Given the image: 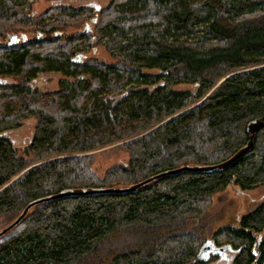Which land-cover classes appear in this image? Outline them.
I'll return each mask as SVG.
<instances>
[{"label": "trees", "instance_id": "obj_1", "mask_svg": "<svg viewBox=\"0 0 264 264\" xmlns=\"http://www.w3.org/2000/svg\"><path fill=\"white\" fill-rule=\"evenodd\" d=\"M30 6L0 0V230L62 191L219 164L246 146L251 121H263L222 170L33 207L0 238V264H210L215 256H197L207 240L237 250L229 264H264V200L215 231L208 212L228 186H264V0H109L95 17L54 6L33 19ZM8 32H21L18 43L7 45ZM103 38L113 62L74 61ZM39 73L66 79L41 92ZM30 119L31 137L17 146L9 134ZM117 143L127 165L97 176L90 153Z\"/></svg>", "mask_w": 264, "mask_h": 264}, {"label": "rangeland", "instance_id": "obj_2", "mask_svg": "<svg viewBox=\"0 0 264 264\" xmlns=\"http://www.w3.org/2000/svg\"><path fill=\"white\" fill-rule=\"evenodd\" d=\"M31 2L30 8H25L24 12L28 13L30 17L36 18L46 9L54 6H63L66 9H78V8H91V15L96 16L95 7L100 8L106 7L109 0H29ZM90 25V34H93L94 25ZM77 31L74 28H67L64 30L65 36H69ZM12 32H8L6 37ZM21 32L16 33L20 37ZM28 40L33 39L31 33L27 34ZM43 37V36H41ZM40 37V38H41ZM93 37L91 41L94 42ZM106 38L100 40L99 44L93 46H85L79 54L83 55L84 60L97 59L102 62L110 63L114 59L110 53L105 49ZM148 74L155 75V71H147ZM66 79L61 74L54 73H39L34 82V87L41 92H50L58 88V83L60 80ZM34 120H26L23 126L12 133L9 134L11 140L20 147L22 144L27 142L32 134ZM121 143L115 145L107 146L95 152H91L90 155L93 156V163L91 165L92 171L99 177H103L105 171L113 165L126 166L129 154L120 148ZM264 200V186H259L253 190L249 191H239L236 187L228 186L225 191L219 194H215L212 198V206L208 210L211 218L215 219L213 222L214 231L225 225H236L238 220L253 211L256 206ZM2 223V222H0ZM211 239V238H210ZM226 252V251H225ZM214 256V255H212ZM225 259L230 257V253L227 252L224 255ZM212 258V257H211ZM225 259H218L217 256L210 264H227Z\"/></svg>", "mask_w": 264, "mask_h": 264}, {"label": "water", "instance_id": "obj_3", "mask_svg": "<svg viewBox=\"0 0 264 264\" xmlns=\"http://www.w3.org/2000/svg\"><path fill=\"white\" fill-rule=\"evenodd\" d=\"M95 9L99 10L100 7L96 6ZM22 37L24 38V36H22ZM18 41H19V38L16 35H9L7 37V45L8 46L14 45V44L18 43ZM83 58H84V56L80 54L74 59V61L80 63V62H82ZM262 121H263V118H259V119L251 121L247 125V132L249 134V140H248L246 146L241 148L234 155H232L230 158H228L227 160H225L219 164L211 165V166H183V167H180V168H177L174 170H170V171L163 172V173H160L158 175L152 176V177H150V178H148L142 182H139L137 184H133V185L128 186V187L111 188V189L66 190V191H62L56 195L36 199V200L30 202L23 209V211L20 213V215L15 220H13L11 223H9L7 226H5L3 229L0 230V238H2L6 233L11 231L13 228H15L23 220V218L27 215V213L29 212L30 209H32L35 206L41 205L43 203L49 202V201L57 200V199H60L63 197H68V196L91 195V194H99V193H128V192L135 191L138 188H140L146 184H149L153 181H156L159 178L164 177V176H171V175H175V174H178L181 172H212L214 170H222V169L228 167L229 165H231L232 163H234L235 161H237L247 150L250 149V147L253 144L254 138H255V132L262 126ZM260 238H261V236L258 235L256 238L255 248H256V245L259 242ZM223 250H227L229 252H232V248L229 245L216 247L211 240H207L203 243V245L199 249L197 256L200 260L207 261L211 255H215V254H217ZM235 252H237V251H235ZM255 252L256 251L254 250V253Z\"/></svg>", "mask_w": 264, "mask_h": 264}, {"label": "flooded vegetation", "instance_id": "obj_4", "mask_svg": "<svg viewBox=\"0 0 264 264\" xmlns=\"http://www.w3.org/2000/svg\"><path fill=\"white\" fill-rule=\"evenodd\" d=\"M216 247H218V246H216ZM219 247H220V246H219ZM225 251H226V252H225ZM233 251L235 252V251H237V250H233V249H232V252H229V251H227V250H223V251H221V252L215 254L214 256H215V257L217 256L218 259H225V257H224L225 253L229 252V253H230V257L227 258V259H225V261H227V264H229V263L233 260V258L235 257V255H236V253H237V252L234 253Z\"/></svg>", "mask_w": 264, "mask_h": 264}]
</instances>
